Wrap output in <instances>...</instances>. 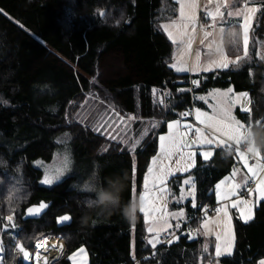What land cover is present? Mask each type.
<instances>
[{"label":"trees","instance_id":"obj_1","mask_svg":"<svg viewBox=\"0 0 264 264\" xmlns=\"http://www.w3.org/2000/svg\"><path fill=\"white\" fill-rule=\"evenodd\" d=\"M248 1L234 0V6ZM255 1L261 10L247 54L240 26H230L224 47L228 57L240 58L238 63L194 75L199 86L191 92L186 83L190 74L172 67L176 46L163 27L178 17L175 0H0V230L1 218L15 213L30 252L42 237L63 236L66 253L54 264H69L68 255L81 248L90 264H125L150 253L139 208L131 223L118 211L104 216L93 211L88 224H82L86 210L81 201L90 193L81 185L94 176L101 183L112 178L125 183L122 204L139 200L159 136L174 120L192 121L194 117L181 114L204 107L198 96L214 89L249 94L251 111L236 114L245 127L252 125L247 129L264 161V0ZM203 149L212 150V156L204 158L197 149L195 168L169 182V209L185 211L183 227L192 222L197 228L200 206L216 203L215 185L244 163L235 147ZM61 151H68L83 180L77 181L79 172L53 186L41 185L42 171L34 163H51ZM189 176L196 208L191 199L177 202ZM43 201L52 203L48 213L24 222L26 209ZM65 214L73 222L58 228L57 218ZM234 221L231 256L216 257L213 239L187 242L180 236L148 264H258L264 259V201L251 221ZM13 257L22 264L9 247L6 264Z\"/></svg>","mask_w":264,"mask_h":264},{"label":"crops","instance_id":"obj_2","mask_svg":"<svg viewBox=\"0 0 264 264\" xmlns=\"http://www.w3.org/2000/svg\"><path fill=\"white\" fill-rule=\"evenodd\" d=\"M176 1V0H175ZM218 0H195V5L196 7L194 8H188L186 6V13L188 14H194L195 19L192 21L190 25H188L186 33L180 34V32L177 29H174L171 27V22L167 23L166 25H169V31L173 32V39L177 41V43H174L176 46V51H175V60L179 62L178 65L181 67H187L188 71H185L186 73H192L191 69L193 70V75H202L206 73H210L213 71L217 70H227L231 66L235 65L238 63L237 59H233L227 56L226 50L224 47V35L226 34L227 29L230 26H241V30L243 31V42H244V30L242 27L243 23V16L246 12L245 5L244 7H235L234 6V0H227L228 4V10L233 12V15L229 17L227 15V11H225L223 8L221 11H224V20H221L219 16L216 17L215 21H213L210 17L206 16L205 13L208 11H215L216 3ZM257 2L255 0H251L247 6L249 8L251 7H257ZM179 8V4H178ZM258 8V7H257ZM256 13L252 14L251 19L249 21V28H248V43L250 41L251 37V32L253 29V26L255 24L254 18ZM258 14V11H257ZM177 21H179V11H178V17L176 18ZM209 26H212V29L209 30ZM221 29L223 31L221 32ZM166 32V31H165ZM205 33L208 35L206 36ZM167 36L168 33L166 32ZM169 37V36H168ZM173 39L171 41L173 42ZM209 51V53H207ZM223 56H227L228 60L230 61L229 65L227 68H220L217 66V61L223 58ZM205 59V60H204ZM211 68V70H205L207 68ZM205 109H208L206 107ZM171 123V122H170ZM184 124H190V123H184V121H181V125ZM192 125V124H191ZM199 127L201 131L206 130L203 125L200 123L198 126L192 125L191 129H186L181 127V131L184 132V140L185 142L190 146L188 148H185L183 150L184 152V158L182 160L179 159V157H174L172 161L170 162V167L172 171V175L168 176L166 178V182L164 185L160 187L167 188L169 190V182L172 178L178 177V176H184L188 174L190 171H192L196 164H197V149H201L200 151L202 153H209L207 157L204 156V158H210L212 156L213 152L210 154L208 150H204L203 148L207 147L208 145L206 143L202 142L200 143L199 147L195 145V130ZM190 131H191V136H190ZM168 134V129L167 132L163 135ZM205 135H209L204 131ZM221 140L225 142L226 145H231V147H236V144L234 141L229 140L227 135H220ZM205 139H208V136L205 137ZM250 144L253 146V141L252 137L246 128L244 130V136H243V141L240 144V150L244 152L245 158H244V163L242 165L236 166L234 169H232V173L226 177L228 179H223L225 180V184L221 185L220 191L222 192H228L233 184H239L241 187L238 189V192L241 193L243 189L245 188L246 184L245 181L249 180H255L254 178H251V173L248 171V167H251L249 164V157L251 155H254L252 153H249L247 151L250 150ZM194 145V146H192ZM159 151L156 156L159 155ZM192 152L193 156L191 158L188 157V152ZM245 159L247 161V167L245 166ZM152 160V159H151ZM262 165V164H261ZM150 166H152V161L150 163ZM149 166V167H150ZM257 166V165H256ZM255 166V167H256ZM263 166V165H262ZM177 167L180 168V171H176ZM186 168V170H185ZM233 173H235V177L233 178ZM259 175L262 174V172L258 173ZM158 183V182H157ZM150 190H151V185H150ZM217 191V189H216ZM255 192V196H256ZM144 194V188L143 192L140 195L139 198V210L140 212L144 215V213L141 211L142 208H148L150 209V206L154 204L156 207L161 209V213L157 212H152L151 213V220H145L147 223V229L150 226H155L157 228H160L161 225L164 224V219L167 218L168 225L164 226L163 230L160 231L159 238L164 236V237H173L175 238L180 237L181 235L179 232L182 230L183 225L186 223L185 218L186 214L184 212V216L177 221V217L175 215H172L176 212H179L181 209L178 210H170L169 209V194L166 196L164 199H141V197ZM157 195H160L156 190H151V196L155 197ZM216 197V194H215ZM255 198V197H254ZM231 199H236V197H231ZM231 199L229 201H225L222 197L220 200L216 198V203H228L230 205ZM229 217L224 216L222 213L218 214L215 217H208L209 219V224H208V229L205 230L202 227L203 222L197 225V228H195V234L194 236L203 237L207 239H213L215 240L216 244L220 243L221 245V255L216 257H227L231 256L234 252L235 248V217L241 219L239 212L236 209H232L229 207L228 209ZM180 223V227L176 229L175 225L176 223ZM176 229V230H175ZM150 240L156 238V233H150ZM219 234L221 236L220 241L216 240V235ZM228 239L232 240V246L230 249H226L224 247L226 241ZM216 252V251H215ZM229 252L231 254H229Z\"/></svg>","mask_w":264,"mask_h":264},{"label":"snow or ice","instance_id":"obj_3","mask_svg":"<svg viewBox=\"0 0 264 264\" xmlns=\"http://www.w3.org/2000/svg\"><path fill=\"white\" fill-rule=\"evenodd\" d=\"M176 3L179 4V21L177 20H173L171 22V27L174 29H177L180 34H184L186 33L187 27L188 25H190L192 23V21L195 19L194 14H188L186 13V6L188 8H194L196 7L195 5V0H176ZM224 9L225 11H227V15L229 17H231L233 15V12L228 10V4H227V0H218V2L216 3V7H215V11H208L205 13L206 16L210 17L213 21H215L216 17L219 16V18L221 20H224V11H221V9ZM245 9L246 12L243 16V23H242V27L244 30V51H245V55L247 54V47H248V28H249V21L251 19L252 14L256 13L257 11H260V8L257 7H251L249 8L247 6V4H245ZM164 30L168 33V36L170 39H173V32L169 31V25H164ZM223 31V29H221V32ZM205 35L207 36L208 34L205 33ZM173 43H177V41L175 39H173ZM239 57H237V61H239ZM217 66L220 68H227L230 61L228 60L227 56H223L222 59H220L219 61L216 62ZM173 68H175V70L177 72H183V71H188L187 68L185 67H181L178 66L176 64L172 65ZM205 70H211V68H207ZM192 83L194 85H196L197 87L199 86V81L197 80H193ZM153 92H155V89H153ZM228 92L231 93L232 89H228ZM170 95V94H169ZM240 95H244L246 96L247 93H241ZM199 99L204 100V97H200ZM232 103H235L236 100L239 99V96H236L234 98H230ZM161 103H163V100H161ZM216 111L223 113L225 116L230 117L231 116V106L228 103H224V104H219L218 106H216ZM244 111H250V109H242ZM196 119L199 120L201 123L203 124H208L209 126H211V123L213 122V117H207L206 119H201L202 116H204L203 113H201L200 109H196ZM190 112H185L182 113V116H187L190 115ZM130 119H135V117H131ZM232 121H234V123H229V124H222L220 121H215V127L218 131L223 132L225 135L228 136L229 140L234 141V143L236 144V152L237 155L240 158H244L245 154L244 152L240 151V144L243 141V136H244V130L248 127H251L252 125L249 124L248 127H245L243 124H241L239 121H235L234 117H231ZM259 121H257L258 123ZM260 123V122H259ZM157 123H153L152 127L155 128L157 127ZM168 127V134L167 135H160L159 136V155L158 156H154L152 158V166L147 168V173L144 175L143 178V188H144V194L141 197V199H145V198H149V199H164L166 198V196L169 194V190L167 188L164 187H160L162 185L165 184L166 182V178L170 175H172V171H171V167H170V162L172 161V159L174 157H179L180 160H182L184 158V152L183 150L185 148L190 147L184 140V132H182L180 129L181 127L186 128V129H191L192 125L191 124H184L181 125V121L180 120H174L171 123H169L167 125ZM147 130H145L146 132ZM195 134L203 140V133L201 132V130L199 128H197L195 130ZM125 143H127V141H124ZM205 143L207 144H211L212 141L208 140L205 141ZM220 143H223V141H220ZM194 146V145H192ZM132 148H135V145H132ZM229 148H231V145H229ZM249 153H253L256 156H260L259 152H255V151H247ZM188 157L191 158L193 156L192 152H188ZM203 156L207 157L209 155V153L205 152L202 153ZM245 166L247 167V161L245 159ZM186 170V168H185ZM176 171H180V168L177 167ZM248 171L251 173V178H254L256 180V188L252 189V188H247L246 189V195H252L253 192H258L261 201H264V175H259V172H264V166L262 165H257L256 167H248ZM235 173H233L234 175ZM59 175H62V171H58V173L55 176H45L44 180L42 181L45 184H51L53 182L54 179H58ZM228 179V178H226ZM158 182V183H157ZM225 180H221L219 183H217L215 185L217 191H216V197L218 200L221 199V197L225 200V201H229L231 199V197H236V199H231V203L230 205L228 203H225L223 205V207H219L216 208L215 211L220 214L222 213L224 216L229 217V220L231 219L229 216V212L228 209L229 207H231L232 209H236L239 214L241 219L247 221L249 219H251L252 214H253V210L252 207L249 205V200L247 198H241L240 193L238 192V189L241 187V185L239 184H233L232 188L228 191V192H222L220 191L221 189V185L225 184ZM184 184H189L190 180H184L183 182ZM247 183V181H245V184ZM150 185H151V190H156L158 193H160V195H157L155 197L151 196V190H150ZM193 190H194V185H193ZM132 191L133 193H135L136 188H135V184H133L132 187ZM185 199L184 195H183V189H181V195L178 198L177 202H179L180 200ZM191 205L193 208H196V201H195V197H192V201H191ZM49 207L48 204L44 203V202H40L37 206H33V207H29L26 211V217L27 216H38L40 215V213L44 210L47 209ZM141 211L144 213V216L146 218V220H151V213L152 212H157V213H161V215H163V213L161 212V209L156 207L154 204H152L150 206V209L148 208H142ZM203 211L205 212V219L203 221L202 227L207 230L208 229V224H209V219L207 217V209H203ZM172 215H175L177 217V221H179V219L181 217L184 216V212L181 209L179 212H176ZM6 220L9 222L13 221V216L12 215H8L6 217ZM70 217L68 215H63L58 217V223L60 222H66L69 221ZM168 225V221L167 218L164 219V224L160 226V228H157L155 226H150L147 231L150 233H156V238L155 239H151L148 241V243L155 248L156 244L159 240V234L160 231L163 230L164 226ZM8 225H5V230L7 229ZM12 228H15V224L12 223L11 224ZM176 228L180 227V223L177 222L175 225ZM221 236L219 234L216 235V240L220 241ZM44 243L46 244L47 241L45 240ZM232 246V240L228 239L224 245V247L226 249H230ZM41 247L40 244L36 245V248L39 249ZM53 247H55V245H53ZM216 249V255L219 256L221 255L222 249H221V245L220 243H217L215 246ZM47 250V249H45ZM206 247H205V251H206ZM16 251L20 254L23 255V257L25 259H27L29 257V253L28 251H26L23 243L17 242L16 244ZM4 252H5V247L3 245V242L0 241V264H6L5 258H4ZM81 252H83V249H81ZM229 254H231L229 252ZM258 264H264V259H260L258 261Z\"/></svg>","mask_w":264,"mask_h":264},{"label":"rangeland","instance_id":"obj_4","mask_svg":"<svg viewBox=\"0 0 264 264\" xmlns=\"http://www.w3.org/2000/svg\"><path fill=\"white\" fill-rule=\"evenodd\" d=\"M250 1L251 0H249L248 3ZM239 7H244V5L239 6ZM255 16L256 17L254 18V21H256L257 12H256ZM237 26H240V25H237ZM240 32L243 35V31L241 30V26H240ZM232 34L234 36H237L235 28H233ZM207 53H209V51H207ZM175 64L178 65L179 62L177 60H175ZM178 66H180V65H178ZM185 68H187V67H185ZM183 72H185V71H183ZM191 72H192L191 74H194L192 69H191ZM242 93H247V92H242ZM240 94L241 93H237L233 90L231 93H229L228 89H226V90L214 89V90H211L207 93L199 95L198 100H199V102H202V104H204V107L202 105H197L193 111L194 112V119H192V121H186L185 120L184 123H190L194 126H198L199 123L201 125H203L206 129V130L201 131L203 133V142L205 143V141H208V140L212 141L211 144L206 143L208 145V147H218L221 145H225V142L220 143V141H222L220 135H224V133L221 131H218L216 129L215 121H220L222 124L234 123V121H232L231 117H234L235 121H239L237 118L238 116L236 114L237 110H240L243 113H249L251 111V99H250L249 94L247 93L246 96L240 95ZM236 96H239V99L236 100L235 103H232L230 98H234ZM200 97H204L205 99L201 100V99H199ZM224 103H228L231 106V116L230 117L225 116L223 113L215 110L216 106H218L219 104H224ZM206 107H208V109H205ZM196 109H200L201 113L204 114V116H202L201 119H206L207 117H213L214 118L213 122L211 123V126H209L208 124H203L199 120L196 119V112H195ZM242 109H250V111H244ZM191 115L192 114H190V118L192 117ZM204 131L206 133H208L209 135H205ZM190 136H191V131H190ZM206 136H208V139H205ZM201 142H202V139H200L196 135L195 136V145H197L199 147V145H201L200 144ZM23 145H25V144H23ZM207 150H208V152H210V154L213 152L210 149H207ZM250 150L257 152L256 149L254 148V146H252L251 144H250ZM197 153H198V150H197ZM254 156H256V155H254ZM58 157L59 158H57V160H54L51 163H45L43 161H37L34 163V167L39 169L40 171H42L43 177L40 181L41 185L46 186V187L53 186L55 184L61 183L62 181H64L66 178H68L70 176H74V175L77 176L79 172L81 174L77 176V181L81 182L83 180V177H84V176H82L83 172L79 169V167H77L74 164L71 155L68 154V151L59 152ZM256 157L259 160H262V158L260 156L259 157L256 156ZM257 165H261V163H258ZM58 171H62V175H59L58 179H54L51 184H45L42 182L44 180L45 176H55L58 173ZM234 177H235V175H233V178ZM189 178H190V183L186 184L185 187H183V195L185 197V199H183V200H190V199L192 200V197L195 195V185L193 183V178L190 176H189ZM193 185H194V190H193ZM261 202L262 201L260 199L259 193L257 192L256 196L254 193L253 199L249 200V205L252 207V210H253L252 217H251V219H249L247 221L242 220L243 223L249 222L254 218L255 210H256V208H258V206L260 205ZM193 226H194V224H193ZM176 229H178V228H176ZM193 238H197V236H193ZM81 249H83V252H81ZM81 249L74 251V252H72V254L70 253L68 255L67 259H68L69 264H90V260H89L87 250L85 248H81Z\"/></svg>","mask_w":264,"mask_h":264},{"label":"built area","instance_id":"obj_5","mask_svg":"<svg viewBox=\"0 0 264 264\" xmlns=\"http://www.w3.org/2000/svg\"><path fill=\"white\" fill-rule=\"evenodd\" d=\"M209 30L212 29V26H209ZM195 80L194 75L190 73V76L187 77L186 83L188 86V89L192 92L196 90L198 87L192 83V81ZM192 117L190 118V115H187V119H192L194 117V113H191ZM236 148V147H235ZM258 163H261L264 166V161L259 160L256 156L251 155L249 157V164L251 167H255ZM261 175H264V172H262ZM247 188H256V180H249L243 189V191L240 193L241 198H247L248 200H252L254 193L252 195H246V189ZM225 203H215V204H208V205H201L200 206V211H198V215L196 217L197 221L199 223L203 222L205 219V212L203 209H207V217H215L218 215V213L215 211L216 208L223 207ZM8 215L13 216V221L9 222L6 220V217ZM1 230H0V241L3 242V245L5 247V252H4V258L6 259L7 257V250L9 247H12L14 249L15 254L18 256L19 261L22 264H54L58 262V260H61L65 251H66V245L64 243V240L62 238H59V240H55L54 238H46L42 237L40 240H38L35 244V251L30 252L26 248V251L29 253V257L25 259L22 254L18 253L16 251V244L17 242L22 243L21 240V232H22V227L19 224V221L17 219V215L15 213L7 214L4 215L1 218ZM15 224V228L11 227V224ZM5 225H8L7 229L5 230ZM179 234L182 237L186 238L187 242H190L195 234V228L193 226L192 222L187 223L182 230L179 232ZM175 239V236L173 237H160L156 247L153 248L150 253L134 258L130 263H125V264H148L149 261L154 259L157 256V251L166 245L168 242H172V240ZM47 241L45 244L44 241ZM40 244L41 247L39 249L36 248V245ZM55 245V247H53ZM47 249V250H45ZM51 258H54V260H51ZM6 261V260H5Z\"/></svg>","mask_w":264,"mask_h":264},{"label":"clouds","instance_id":"obj_6","mask_svg":"<svg viewBox=\"0 0 264 264\" xmlns=\"http://www.w3.org/2000/svg\"><path fill=\"white\" fill-rule=\"evenodd\" d=\"M260 147L264 149V145ZM121 177L123 181H126V175ZM72 187L76 188L77 184L74 182ZM112 189H115V191ZM124 189V182H118L112 178H108L103 183L95 176L86 180L81 185V190L90 193V195L81 201L82 207L86 210L85 215L81 218L82 224H88V214L93 211L96 212L97 216L111 215L118 211L128 222H134L137 218L140 202L137 200L122 204V193ZM92 223L94 224L95 220H93ZM15 259L16 258L13 257L10 264H15Z\"/></svg>","mask_w":264,"mask_h":264},{"label":"water","instance_id":"obj_7","mask_svg":"<svg viewBox=\"0 0 264 264\" xmlns=\"http://www.w3.org/2000/svg\"><path fill=\"white\" fill-rule=\"evenodd\" d=\"M44 203H45V202H44ZM46 204H47V203H46ZM37 205H38V204H37ZM37 205H32V206H29V207H33V206H37ZM48 205H49V207H48L47 209H44V210L40 213V215H38V216H27V217H26V211H27V209L29 208V207H28V208L26 209L25 213H24V216H23L22 220H23L24 222H26V221H36V220H40V219H42L43 216L46 215V214L48 213L49 209H50L51 206H52V203H48ZM66 215H68V214H66ZM68 216L70 217V215H68ZM72 221H73V219L70 217V220H69V221L58 223V218H57V226H58V228H64V227L70 226V225L72 224ZM170 243H171V242H170Z\"/></svg>","mask_w":264,"mask_h":264},{"label":"bare ground","instance_id":"obj_8","mask_svg":"<svg viewBox=\"0 0 264 264\" xmlns=\"http://www.w3.org/2000/svg\"><path fill=\"white\" fill-rule=\"evenodd\" d=\"M232 172V171H231ZM44 202V201H43ZM46 203V202H45ZM48 203H51V202H48ZM47 203V204H48ZM66 215V214H65ZM70 217H71V215H70ZM72 218V217H71ZM73 219V218H72ZM73 222V221H72ZM46 238H54L55 240H59V238H62L63 240H64V238H63V236H61V235H48V236H45ZM64 243H65V240H64ZM65 245H66V243H65ZM51 260H54V258H51Z\"/></svg>","mask_w":264,"mask_h":264},{"label":"flooded vegetation","instance_id":"obj_9","mask_svg":"<svg viewBox=\"0 0 264 264\" xmlns=\"http://www.w3.org/2000/svg\"><path fill=\"white\" fill-rule=\"evenodd\" d=\"M65 253H66V251H65ZM65 253H64V255H65ZM64 255H63V256H64ZM62 258H63V257H62Z\"/></svg>","mask_w":264,"mask_h":264}]
</instances>
